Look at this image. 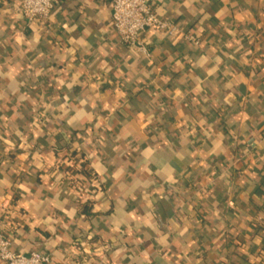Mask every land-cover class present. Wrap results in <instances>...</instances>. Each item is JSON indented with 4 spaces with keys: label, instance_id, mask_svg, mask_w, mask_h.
<instances>
[{
    "label": "crops",
    "instance_id": "1",
    "mask_svg": "<svg viewBox=\"0 0 264 264\" xmlns=\"http://www.w3.org/2000/svg\"><path fill=\"white\" fill-rule=\"evenodd\" d=\"M112 1L0 0V235L51 264H264V0H149L199 40L148 32L149 57Z\"/></svg>",
    "mask_w": 264,
    "mask_h": 264
},
{
    "label": "built area",
    "instance_id": "2",
    "mask_svg": "<svg viewBox=\"0 0 264 264\" xmlns=\"http://www.w3.org/2000/svg\"><path fill=\"white\" fill-rule=\"evenodd\" d=\"M58 3L59 0H20L18 12L28 23L47 21ZM111 7L113 26L121 43L147 57L149 51L143 38L151 31L167 38L182 36L187 43L199 46L194 35L184 33L177 24L159 18L149 0H113ZM0 261L4 264H51L52 258L38 251L29 255L16 253L9 236L2 233Z\"/></svg>",
    "mask_w": 264,
    "mask_h": 264
},
{
    "label": "trees",
    "instance_id": "3",
    "mask_svg": "<svg viewBox=\"0 0 264 264\" xmlns=\"http://www.w3.org/2000/svg\"><path fill=\"white\" fill-rule=\"evenodd\" d=\"M72 155L75 156V157L78 156L77 151L73 152ZM81 157L84 158L85 155L83 154ZM70 176L73 177L74 175H72V174L70 173ZM77 181H78V180H77ZM84 213H85L88 217L91 216L90 210H88V207H87V206L84 208Z\"/></svg>",
    "mask_w": 264,
    "mask_h": 264
}]
</instances>
